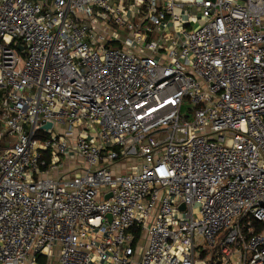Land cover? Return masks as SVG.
Wrapping results in <instances>:
<instances>
[{
  "label": "built area",
  "instance_id": "built-area-1",
  "mask_svg": "<svg viewBox=\"0 0 264 264\" xmlns=\"http://www.w3.org/2000/svg\"><path fill=\"white\" fill-rule=\"evenodd\" d=\"M0 264H264V0H0Z\"/></svg>",
  "mask_w": 264,
  "mask_h": 264
},
{
  "label": "rangeland",
  "instance_id": "rangeland-1",
  "mask_svg": "<svg viewBox=\"0 0 264 264\" xmlns=\"http://www.w3.org/2000/svg\"><path fill=\"white\" fill-rule=\"evenodd\" d=\"M131 162H133L132 161V159H130V161H126V163L128 164V165H130L131 164ZM132 165V164H131ZM128 167V166H127ZM127 167H125V168H127ZM127 170H123V172H126Z\"/></svg>",
  "mask_w": 264,
  "mask_h": 264
},
{
  "label": "water",
  "instance_id": "water-1",
  "mask_svg": "<svg viewBox=\"0 0 264 264\" xmlns=\"http://www.w3.org/2000/svg\"><path fill=\"white\" fill-rule=\"evenodd\" d=\"M20 48H22V47H20ZM51 126H52V125H51L50 123H48V124H46L45 127H46V128H50ZM110 196H111V195H108L107 198L110 197ZM109 217H110V216H109Z\"/></svg>",
  "mask_w": 264,
  "mask_h": 264
}]
</instances>
